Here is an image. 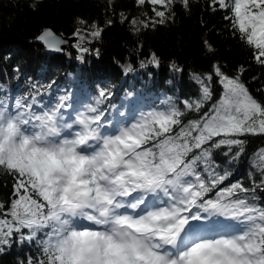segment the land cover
Instances as JSON below:
<instances>
[{
    "label": "snow or ice",
    "instance_id": "1",
    "mask_svg": "<svg viewBox=\"0 0 264 264\" xmlns=\"http://www.w3.org/2000/svg\"><path fill=\"white\" fill-rule=\"evenodd\" d=\"M136 2L150 3L155 18L133 25L155 28L175 18L177 0ZM179 3L190 9L191 0ZM209 7L229 13L233 36L264 66V0H209ZM77 23L85 25L73 32L77 59L99 56L87 45L103 28ZM37 39L57 52L66 43L51 28ZM150 57L159 66L156 54ZM244 71L215 63L211 73L192 74L195 97H168L115 120L106 114V89L67 118L68 95L55 104H42L38 90L11 103L0 96V172L12 178L9 197L0 200V254L35 243L39 257L18 264H264L257 195L264 191V147L250 158V186L231 182L227 166L245 154L248 136L264 135V96L250 91ZM225 147L222 164L215 157Z\"/></svg>",
    "mask_w": 264,
    "mask_h": 264
},
{
    "label": "trees",
    "instance_id": "2",
    "mask_svg": "<svg viewBox=\"0 0 264 264\" xmlns=\"http://www.w3.org/2000/svg\"><path fill=\"white\" fill-rule=\"evenodd\" d=\"M30 4L36 5L35 10ZM173 11L175 18L167 23L143 28L131 20L155 18L153 6L147 2L139 5L136 0H0V85L4 86L0 96L7 95L11 103L15 97L38 90L42 104H55L59 97L68 95V103L75 107L78 103H92L99 90L106 89L112 94L104 105L106 114L115 120L119 113H138L168 97H195L197 85L191 81L192 74L211 73L215 63L228 73L243 66L241 79L258 98L264 96L257 91L264 85V66L253 60L251 49L238 36H233L230 22L224 19L228 12L218 8L213 11L209 0H191L189 10L177 0ZM77 18L89 26L95 22L103 28L102 37L87 45L99 49V56L90 52L82 61L77 59V37L61 53H51L35 41L47 27L58 34L74 36L76 28H85L77 23ZM151 53L156 54L159 66L149 63ZM173 63L182 71H174ZM129 66L132 71H125ZM71 108L65 109V117ZM192 118H196L195 114L186 117ZM246 139L245 154L227 166L233 173L230 181H241L248 187L249 173L253 171L250 158L264 147V135ZM226 151V147L217 150L218 162L225 163L222 153ZM255 178L258 182L259 176ZM11 190V176L0 172V200H6ZM257 195L264 204V191L258 190ZM37 247L35 243H14L0 254V264H18L29 255L39 257Z\"/></svg>",
    "mask_w": 264,
    "mask_h": 264
},
{
    "label": "water",
    "instance_id": "3",
    "mask_svg": "<svg viewBox=\"0 0 264 264\" xmlns=\"http://www.w3.org/2000/svg\"><path fill=\"white\" fill-rule=\"evenodd\" d=\"M47 28H51V27H47ZM51 29H52L54 32H56L53 28H51ZM42 31H43V30H42ZM42 31L40 32V34L42 33ZM56 33H57V32H56ZM40 34H38V36H39ZM57 35L61 36L62 39L66 40V43H65L64 45H62V51H60V52L53 51V50H49V49L46 47L47 50H48L49 52H51V53H61V52H64L65 49L69 46V44H71L72 42H74V41L76 40V37H75V36L65 35V34H58V33H57ZM38 36H37V37H38ZM37 37L35 38V41H37V42L43 44V42L39 41V40L37 39Z\"/></svg>",
    "mask_w": 264,
    "mask_h": 264
},
{
    "label": "rangeland",
    "instance_id": "4",
    "mask_svg": "<svg viewBox=\"0 0 264 264\" xmlns=\"http://www.w3.org/2000/svg\"><path fill=\"white\" fill-rule=\"evenodd\" d=\"M84 106L85 105H83L81 103H78L77 106L71 108L70 113H73V115L75 114V112L73 111V109H76L77 111H83ZM66 118H67V116H66Z\"/></svg>",
    "mask_w": 264,
    "mask_h": 264
}]
</instances>
